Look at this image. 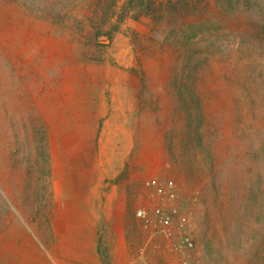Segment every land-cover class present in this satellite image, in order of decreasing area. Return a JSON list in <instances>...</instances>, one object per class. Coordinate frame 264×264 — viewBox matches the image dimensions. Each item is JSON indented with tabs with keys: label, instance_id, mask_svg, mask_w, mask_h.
Here are the masks:
<instances>
[{
	"label": "rangeland",
	"instance_id": "obj_1",
	"mask_svg": "<svg viewBox=\"0 0 264 264\" xmlns=\"http://www.w3.org/2000/svg\"><path fill=\"white\" fill-rule=\"evenodd\" d=\"M108 1L0 0V264H143L150 178L203 264H264V0H165L112 39Z\"/></svg>",
	"mask_w": 264,
	"mask_h": 264
},
{
	"label": "built area",
	"instance_id": "obj_2",
	"mask_svg": "<svg viewBox=\"0 0 264 264\" xmlns=\"http://www.w3.org/2000/svg\"><path fill=\"white\" fill-rule=\"evenodd\" d=\"M146 184V198L137 209L145 233L143 264H154L150 252L163 254L168 264H203L184 216L179 185L157 178Z\"/></svg>",
	"mask_w": 264,
	"mask_h": 264
},
{
	"label": "trees",
	"instance_id": "obj_3",
	"mask_svg": "<svg viewBox=\"0 0 264 264\" xmlns=\"http://www.w3.org/2000/svg\"><path fill=\"white\" fill-rule=\"evenodd\" d=\"M108 7L103 8V14L101 18L97 21L92 20L93 27L95 28L96 36L106 35L109 38H113V34L120 28V24L126 19L128 13H133L135 18H140L144 15H157L158 12L162 11L164 8L165 0H129V6L123 8L122 13L119 18L114 22L112 28L105 30V23L111 20L110 12L117 13L119 10L120 0H109ZM132 15V14H131ZM44 151V156L48 158V152Z\"/></svg>",
	"mask_w": 264,
	"mask_h": 264
}]
</instances>
